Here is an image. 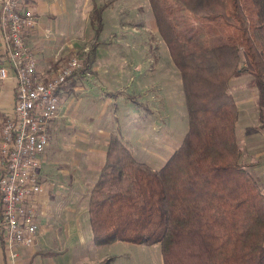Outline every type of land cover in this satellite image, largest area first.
<instances>
[{"label":"trees","instance_id":"1","mask_svg":"<svg viewBox=\"0 0 264 264\" xmlns=\"http://www.w3.org/2000/svg\"><path fill=\"white\" fill-rule=\"evenodd\" d=\"M148 1L182 79L187 130L160 168L137 160L120 133L110 134L87 203L92 241L158 243L162 264H264V194L241 160L239 109L229 91L231 78L250 76L246 85L256 90L257 127L264 129V0ZM108 3L89 10L93 36L79 52L81 67L57 94L96 72ZM114 260L109 255L98 264Z\"/></svg>","mask_w":264,"mask_h":264},{"label":"crops","instance_id":"2","mask_svg":"<svg viewBox=\"0 0 264 264\" xmlns=\"http://www.w3.org/2000/svg\"><path fill=\"white\" fill-rule=\"evenodd\" d=\"M105 2L107 0H18V5L21 8L30 9L35 17V23L25 34V39L36 57L39 73L44 75L42 78L48 77L59 64L73 55L70 51L74 46H81L88 42L82 36V31H85L90 25L89 10L94 3L103 4ZM147 8L148 11L151 10L149 1ZM110 9L107 5L103 10V29L106 26V15ZM41 16H45V20H42ZM153 22L157 31L154 18ZM150 27L153 26L150 25ZM111 33L113 30L110 29L109 35ZM109 35L103 40L104 45H108ZM61 37L62 41L55 49V38ZM110 44L112 45V43ZM151 75L154 76V73ZM179 79L183 93L181 76ZM75 81L71 91H68L67 87L58 92V112L48 121L49 140L42 154L38 173L42 190L30 201V205L36 211L37 227L34 243L31 246L17 247L16 258L11 259L8 256L3 237V244L0 240V264H94L96 262L95 260L91 261L92 248L84 247L88 240H92L87 214L90 189L103 166L106 142L110 134L118 132L123 140L127 141L123 133V125L120 123L121 119L117 114L118 110H115L118 108V103L115 102L110 119L105 118V113L111 108V98L123 95L131 101L123 92L133 94L138 100L144 102V105H138L131 101L140 111L146 109L152 112L153 108L148 105V99L144 97V90L149 86L157 87L158 90L162 87L158 79L145 81L144 72H99L98 70V72ZM112 83L115 84L116 89H109L104 85ZM14 87L13 77L0 80V128L4 115L12 107ZM127 87L130 89L126 90ZM114 91L123 92L116 96L108 94V92ZM71 94H76L75 100H71V104L77 102L83 110V115L80 111L74 113V106L70 112L68 110L64 112L65 97ZM142 94L144 100H141ZM77 97L79 98L77 99ZM237 106L239 108V116L236 121L238 145L242 151L240 143L244 139L250 154L256 153L262 156V160L252 158L242 161L249 163L248 170L264 188V129L258 128L256 122L252 120L251 125L254 131L249 132L250 116L246 118L241 113L245 109L242 107L243 105L238 104ZM251 112H253L254 118L256 112L255 110ZM131 118L132 121L137 120L135 115ZM69 127L72 130L70 141L60 144L64 149L55 155L53 149H59L58 141L63 133L65 135L69 132ZM240 127L241 131L244 130L245 135L239 133ZM52 140L53 142H51ZM75 142L77 143L75 144ZM95 247L101 249L104 245H95ZM114 256L115 260L112 264L119 255Z\"/></svg>","mask_w":264,"mask_h":264},{"label":"rangeland","instance_id":"3","mask_svg":"<svg viewBox=\"0 0 264 264\" xmlns=\"http://www.w3.org/2000/svg\"><path fill=\"white\" fill-rule=\"evenodd\" d=\"M107 1H109L108 7L111 9L107 12L106 26L100 35V39L105 40L110 33V29L113 30V33L109 35L108 45L101 43L97 47V59L92 68L97 72L98 70L99 72H144L145 81L158 79L162 88L158 90L157 87L152 88L149 86L144 90V97L148 99V105L153 108L152 112L146 109L140 111L126 97L119 95L117 98H111L110 107L112 109L109 108L106 111L105 118L110 119L112 117L113 106L117 102L118 108H115V110H118L117 114L121 119L120 123L123 125V133L127 139L126 144L132 149L133 155L137 160L146 162L153 168H160L180 144L188 125L186 106L180 87L179 71L171 60L165 42L154 28L152 12L151 10L148 11L147 8L148 0ZM41 19L45 20V16H41ZM150 25L153 27H150ZM92 32L90 25L85 31H82V36L88 42L83 43L81 46H74L73 50L70 51L73 55L69 58L76 56L81 61L79 52L88 47ZM61 41L62 37L55 38V49ZM109 43H112V45H109ZM149 44L154 45L155 55L149 50ZM65 61L61 64L58 63V67L63 65ZM58 67L49 75L50 77L57 73ZM39 72L37 68V74L42 78L43 74L41 75ZM151 73H154V76ZM249 78V75L231 78L229 80V91L232 93L237 105H243L242 107L245 108L241 113L246 118L250 116L248 131L253 132L252 120L256 122V125L258 122L256 120L257 113L254 114V119L253 112H251L252 110L256 112L254 107L256 90L247 87L246 81ZM104 85L109 89H116L113 83ZM129 89L126 88V90ZM75 97L76 94L65 97L64 112L66 110L70 112L72 106H74V113L80 111L83 115V110L77 102V105L71 104V100H75ZM144 97L142 94L141 100H144ZM133 115L137 120L132 121L131 117ZM69 129V132L65 135L63 133L64 137L61 136L58 141L59 149H53L55 155L64 149L60 144L70 141L72 130L70 127ZM239 133L245 135L244 130L241 131V127ZM240 146L243 152L241 160L245 161L252 158L262 160L261 155L249 153L250 150L244 139L241 140ZM262 193L264 194V188H262ZM85 244L84 247L87 249L88 247L92 248L91 261L95 260L94 264H98L100 260L109 255H119L114 264H162L158 243L145 245L118 241L117 243L106 244L101 249H96L92 240H88V243Z\"/></svg>","mask_w":264,"mask_h":264},{"label":"built area","instance_id":"4","mask_svg":"<svg viewBox=\"0 0 264 264\" xmlns=\"http://www.w3.org/2000/svg\"><path fill=\"white\" fill-rule=\"evenodd\" d=\"M30 9L18 0H0V80L13 77L14 99L0 128V195L2 230L8 256L19 246H31L36 232V211L31 198L42 190L41 157L48 144V121L59 107L58 86L81 66L76 56L58 67L54 76L40 78L25 34L33 27Z\"/></svg>","mask_w":264,"mask_h":264}]
</instances>
